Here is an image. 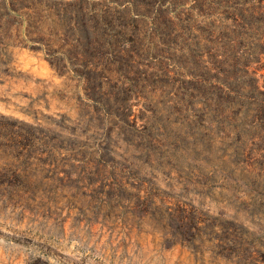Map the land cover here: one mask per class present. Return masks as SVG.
<instances>
[{
    "label": "rangeland",
    "instance_id": "374dc122",
    "mask_svg": "<svg viewBox=\"0 0 264 264\" xmlns=\"http://www.w3.org/2000/svg\"><path fill=\"white\" fill-rule=\"evenodd\" d=\"M0 264H264V0H0Z\"/></svg>",
    "mask_w": 264,
    "mask_h": 264
}]
</instances>
